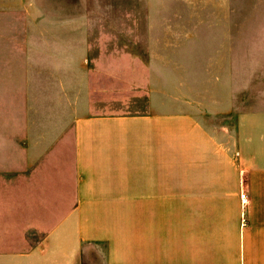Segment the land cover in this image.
I'll use <instances>...</instances> for the list:
<instances>
[{
    "label": "crops",
    "instance_id": "0c3cea01",
    "mask_svg": "<svg viewBox=\"0 0 264 264\" xmlns=\"http://www.w3.org/2000/svg\"><path fill=\"white\" fill-rule=\"evenodd\" d=\"M74 1L0 0L24 13L27 105L0 129V264H264V108L236 115L227 69L204 97L190 63L230 43L229 7L147 0L104 30Z\"/></svg>",
    "mask_w": 264,
    "mask_h": 264
},
{
    "label": "rangeland",
    "instance_id": "374dc122",
    "mask_svg": "<svg viewBox=\"0 0 264 264\" xmlns=\"http://www.w3.org/2000/svg\"><path fill=\"white\" fill-rule=\"evenodd\" d=\"M56 1V0H53ZM52 0H41L45 8L49 10L60 9L52 5ZM86 10L90 12L96 21V28L103 27L104 30H111L116 26H125L127 18L125 13L132 11L134 19H138L142 25L144 17L142 11L147 7V0H85ZM221 2L229 7V21L225 22L231 34L229 44H199L191 47L194 52L192 66L195 70H200L201 75L196 77V83H201L204 97L205 93L215 83L216 77L220 79L221 74L228 70V77L232 73V81L236 98V115L248 109L264 108V0H182L181 4L192 5L200 8L201 5ZM68 5H64L68 11L77 12V2L69 0ZM212 14V13H211ZM208 13H190L188 16H211ZM146 18V17H145ZM130 20V17H128ZM226 19V18H225ZM24 13L21 10L0 9V129L12 135L16 128L22 131L20 116L25 114L27 105L18 97L21 88L17 83L18 72L10 71L8 68L16 69L17 65H24L26 58L25 49V26ZM102 29V28H101ZM205 30L200 29L204 36ZM141 32L111 34L109 36L95 35L94 41L104 38L103 41L112 42L124 41L128 39L141 38ZM132 55L144 56L142 48L131 49ZM222 53V57L219 58ZM227 53V55H226ZM226 55V58H225ZM214 56H216L214 58ZM2 67L6 68L3 73ZM20 74L23 76L25 72ZM13 76V77H12ZM225 77L223 76V79ZM211 82H210V81ZM221 94V93H219ZM221 118V126H223ZM228 124V120H226ZM230 129L234 126V119H230ZM10 132V133H9ZM41 234L34 232L36 240Z\"/></svg>",
    "mask_w": 264,
    "mask_h": 264
},
{
    "label": "built area",
    "instance_id": "2783aa9c",
    "mask_svg": "<svg viewBox=\"0 0 264 264\" xmlns=\"http://www.w3.org/2000/svg\"><path fill=\"white\" fill-rule=\"evenodd\" d=\"M241 196L244 199V201L246 202V198H245L246 194L245 193H242Z\"/></svg>",
    "mask_w": 264,
    "mask_h": 264
}]
</instances>
